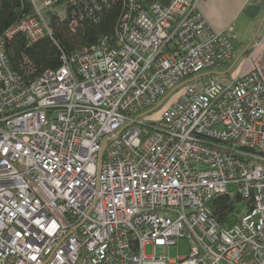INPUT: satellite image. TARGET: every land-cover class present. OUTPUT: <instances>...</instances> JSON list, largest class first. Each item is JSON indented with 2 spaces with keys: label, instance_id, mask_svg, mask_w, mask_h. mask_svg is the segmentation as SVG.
<instances>
[{
  "label": "built area",
  "instance_id": "obj_1",
  "mask_svg": "<svg viewBox=\"0 0 264 264\" xmlns=\"http://www.w3.org/2000/svg\"><path fill=\"white\" fill-rule=\"evenodd\" d=\"M29 1L0 37V264H264V25L222 83L204 73L229 63L233 35L200 0H124L111 38L34 75L5 44L51 38L59 2L99 5ZM228 190L242 209L222 227L211 204ZM179 240L188 255L169 259Z\"/></svg>",
  "mask_w": 264,
  "mask_h": 264
},
{
  "label": "trees",
  "instance_id": "obj_2",
  "mask_svg": "<svg viewBox=\"0 0 264 264\" xmlns=\"http://www.w3.org/2000/svg\"><path fill=\"white\" fill-rule=\"evenodd\" d=\"M146 1L167 6L171 0ZM95 3L99 5V11L94 10L90 2L80 9L61 2L55 4L54 8L62 5L65 8L60 14L57 11L46 13V20L52 30L51 38L44 37L29 43L23 35L17 34L5 44L12 68L19 71V63L26 58L33 66L34 75L55 71L61 66L62 54L69 57L76 49L92 46L101 38H111L125 12L126 3L124 0H105L104 3L95 0ZM80 14H83V18L78 20L74 30H70L72 19H78ZM33 15L34 9L29 0H0V37L19 21ZM239 203L240 197L230 190L213 198V216L222 227H230L237 222Z\"/></svg>",
  "mask_w": 264,
  "mask_h": 264
},
{
  "label": "crops",
  "instance_id": "obj_3",
  "mask_svg": "<svg viewBox=\"0 0 264 264\" xmlns=\"http://www.w3.org/2000/svg\"><path fill=\"white\" fill-rule=\"evenodd\" d=\"M199 10L214 31H231L235 54L247 51L263 27L264 0H200Z\"/></svg>",
  "mask_w": 264,
  "mask_h": 264
},
{
  "label": "rangeland",
  "instance_id": "obj_4",
  "mask_svg": "<svg viewBox=\"0 0 264 264\" xmlns=\"http://www.w3.org/2000/svg\"><path fill=\"white\" fill-rule=\"evenodd\" d=\"M39 6L41 5L40 2L38 4ZM57 8H52V11H56ZM51 11V12H52ZM203 15V14H202ZM264 25V22H263ZM256 41L253 43L252 46H249V49L247 51H245L242 55L240 54H235L234 50H233V55L231 60L229 61L228 64L221 66L219 68L210 70L205 72L204 74H207V77L209 78H213L214 80L218 81V82H222L225 83L228 80H231L233 78L234 75L238 74V72L241 70L244 62L246 61V59L248 58V55L250 54V50L255 46ZM233 45V44H232ZM261 62V58L258 55H256L255 59L251 60V64L249 65L247 70H250L252 68H259V71H261L259 64ZM210 73H215L214 75H211ZM264 79V76H263ZM238 208H241L240 203L237 206ZM188 243L185 240H179L177 242V245L174 247H170L168 249L165 250V255L169 258V259H176V258H184L188 255L189 253V249H188ZM145 253L147 256L152 254V247L151 246H146L145 247Z\"/></svg>",
  "mask_w": 264,
  "mask_h": 264
},
{
  "label": "water",
  "instance_id": "obj_5",
  "mask_svg": "<svg viewBox=\"0 0 264 264\" xmlns=\"http://www.w3.org/2000/svg\"><path fill=\"white\" fill-rule=\"evenodd\" d=\"M263 22H264V20H263ZM254 39H255V38H254ZM254 39L252 40V42L250 43V45H249V46H251V45H252V43H253ZM210 74H211V75H214L215 73H210ZM105 148H106V143H105V142H103V144H102V149H101V152H100V157H101L102 153L104 152Z\"/></svg>",
  "mask_w": 264,
  "mask_h": 264
}]
</instances>
